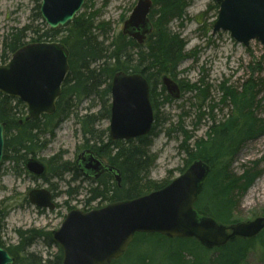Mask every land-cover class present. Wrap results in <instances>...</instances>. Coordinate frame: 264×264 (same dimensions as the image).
<instances>
[{"label":"trees","instance_id":"1","mask_svg":"<svg viewBox=\"0 0 264 264\" xmlns=\"http://www.w3.org/2000/svg\"><path fill=\"white\" fill-rule=\"evenodd\" d=\"M152 1L153 9L150 19L153 32L146 44L142 46L120 34L112 38L108 48H104L106 42L110 40L105 39L109 33L104 24L97 23L95 20L97 17L95 12L87 14L90 0H86L81 14L64 29L53 31L45 27L46 30L40 34L37 27L29 25L12 30L4 37L0 58L2 65L7 64L14 54L28 45L58 42V38L61 37L62 40L60 39L59 42L69 52L70 68L61 97L56 104V112L51 116L26 122V107L20 101L0 94V123L6 125L4 163L7 161L13 163L18 174L24 172L25 162L28 158H35L38 151L47 146L45 136H55L65 115L69 114L75 102L81 103L92 97L99 99L105 103L101 118L110 119L113 78L119 73L141 74L150 84V98L155 112V124L150 135L131 142H115L107 136V132L95 128L99 121L97 115H86L78 118V121L84 139L83 150H89L105 159L119 172L121 178L120 185L111 175H106L98 181L93 180L92 184L96 186L87 191L90 195L87 205L98 200L107 201L109 204L127 202L144 195L145 192L140 185H142V179L150 175L152 166L150 147L159 124L158 112L161 103H158L166 95L163 87L161 92L158 91V87L162 86L163 76L171 79L175 77L177 69L187 57L184 42L179 35L168 28L171 21L183 17L185 0ZM40 8L39 4L36 15L37 19L42 21ZM42 25L45 26V23L43 22ZM194 88L196 89L193 91L198 90L199 97L207 101L205 88L197 85H194ZM263 88V83L254 78L245 82L241 88L227 87L225 82L221 84L222 103L227 107L228 101L232 108L230 115L223 122H218L216 117H211L212 125L209 127L207 140L197 141L194 149L188 145L192 136L184 128L177 130L184 136L181 151L187 157L186 169L182 171V174L198 160L210 167V174L195 205V210L200 217L212 218L225 226L239 223L235 218V211L244 196L263 174L260 165L264 163V158L256 162L253 168H245L242 174H235L232 170L242 146L264 136V119L258 116V99ZM164 98L166 101H171L168 95ZM217 107L214 105L211 110ZM203 118L204 115H200V124ZM55 162L58 161L54 159L47 163L51 167H49L50 175L43 178L45 182H48L49 177L53 175L59 178L70 175L73 182L81 178L75 164L61 161L57 163L55 170L52 168ZM167 185L168 183H154L149 190L159 191ZM66 195L72 198L71 191H68ZM6 217L5 209L4 211L0 209V237ZM18 234L20 242L16 247H6L0 242V247L9 252L15 259V264L45 263L41 257L26 252L35 241L41 239L45 240L48 246H56L59 249V254L55 256V264H63V252L55 243L53 234L36 230L19 231ZM152 236L164 238L159 235L138 234L134 243L140 242L141 238ZM170 240L186 242L190 244V248H192L191 244L195 245L194 253L191 250L183 251L180 261L175 264H244L254 249L256 241V239H237L223 248L209 250L194 239ZM142 263L151 264V261L143 260Z\"/></svg>","mask_w":264,"mask_h":264},{"label":"rangeland","instance_id":"2","mask_svg":"<svg viewBox=\"0 0 264 264\" xmlns=\"http://www.w3.org/2000/svg\"><path fill=\"white\" fill-rule=\"evenodd\" d=\"M41 2L0 0V58L4 37L12 30L34 25L42 34L46 30L45 27L49 29L46 24L42 25L43 20L37 19L36 9ZM137 2L138 0H90L87 14L95 12L97 16L95 20L104 24L109 33L105 39L110 40L106 42L104 48H108L112 38L122 34L125 22L131 16ZM185 5L183 17L171 21L168 26L185 44L186 60L177 69L175 77L172 76L180 88L183 87L182 96L179 100L166 101L165 92L166 95L158 103H161L158 112L159 124L150 147L152 166L150 175L144 177L140 185L145 192L143 196L154 192L149 190L154 183L170 185L186 169L187 157L181 151L184 136L177 131L178 128H184L192 136L188 145L194 149L197 141L207 140L209 127L212 125L211 117H216L218 122L227 120L232 108L228 101L227 107L223 106L221 84L225 82L227 87L241 88L245 82L254 78L264 86L263 46L253 41L250 48H245L237 43L230 33L220 31L215 34L214 26L220 10L216 0H185ZM60 39L61 37L58 38V42L62 40ZM194 85L205 88L207 101L199 97L198 90L193 91L196 89ZM158 91H162L161 85ZM258 100V116L264 119V88ZM213 104L218 107L212 111ZM104 106L105 103L94 97L81 103L75 102L69 114L65 115L55 136H45L48 144L43 150L38 151L35 158L46 164L55 159L59 163L63 161L74 165L78 155L84 151L82 148L84 139L78 118L97 115L99 121L95 128L107 132L109 136L110 119L101 118ZM200 115H204L201 124ZM262 158L264 136L242 146L232 170L235 174H242L245 168H253ZM58 162L52 165L55 170ZM260 166L263 174L235 211V218L239 223L264 217V163ZM92 183L85 181L83 177L73 182L70 175L60 178L53 175L45 182L32 178L25 170L18 174L13 163L3 161L0 166V209L2 211L5 209L7 217L3 222L0 242L6 247H16L20 242L19 231L36 230L54 234L59 231L70 212L88 213L110 205L111 203L101 200L87 205L90 198L88 192L96 186ZM40 188L48 189L56 197L55 211L40 210L29 204L28 194ZM68 191L72 192V198L66 195ZM45 242L43 239L35 241L26 252L41 257L45 261L43 264H55V256L59 254V249L56 246H48ZM191 247L186 242L156 236L141 238L140 242L132 243L127 256L124 255L125 257L114 264H143V260H150L151 264H175L180 261L183 251L195 252V245L191 244ZM244 264H264V234L256 238L254 249Z\"/></svg>","mask_w":264,"mask_h":264},{"label":"water","instance_id":"3","mask_svg":"<svg viewBox=\"0 0 264 264\" xmlns=\"http://www.w3.org/2000/svg\"><path fill=\"white\" fill-rule=\"evenodd\" d=\"M86 0H42L41 15L51 30L64 28L82 11ZM219 16L214 33H230L245 48L253 41L264 48V0H216ZM153 2L138 0L125 22L123 35L144 45L153 27L149 19ZM69 52L57 42L31 45L17 52L0 67V93L22 102L26 121L52 115L69 75ZM162 86L173 100L181 98L179 85L168 76ZM112 107L110 138L134 141L150 135L155 122L150 100V84L141 74H117L111 85ZM5 124L0 123V166L4 158ZM81 157L78 158V164ZM86 170L98 177L106 172L102 162L90 154ZM26 171L36 178L47 174V166L30 159ZM115 173L121 184L119 172ZM210 167L203 161L190 168L167 187L132 201L118 202L88 213L70 212L59 231L53 234L63 251V264H113L121 259L138 234L159 235L169 239H194L206 249H219L237 240H252L264 232V217L247 223L225 226L208 217H200L195 205ZM96 177V176H95ZM29 203L39 209L56 210L51 192L32 190ZM15 259L0 247V264Z\"/></svg>","mask_w":264,"mask_h":264},{"label":"flooded vegetation","instance_id":"4","mask_svg":"<svg viewBox=\"0 0 264 264\" xmlns=\"http://www.w3.org/2000/svg\"><path fill=\"white\" fill-rule=\"evenodd\" d=\"M90 154H92V155H94V157H95V159H97V160H99V161H101L102 162V165H103V167H104V171L106 170V172L105 173H103L102 175H100L99 177L97 176V175H95L94 176V174H92V173H90V172H88L87 170H86V167H87V165L85 164V159L90 155ZM79 157H81V161H80V163L78 164V158ZM30 159V158H29ZM35 160V159H34ZM40 161V160H39ZM41 163H43L44 165H46L47 166V174L44 176V177H42V178H36L35 176H32L31 175V177L32 178H36L37 180H43V178H46V177H48L49 175H50V170H49V166H48V164H46L45 162H43V161H41ZM75 165H76V167H77V170H78V173L80 174V176H81V178L83 177L84 178V180H87V181H98V180H100V179H102L104 176H106V175H111L113 178H115L114 176H115V173L114 172H112V173H110V172H108V170L109 169H114L115 170V168L113 167V166H111L110 164H108V162L105 160V159H102V158H100V157H98L97 155H95L94 153H92L91 151H89V150H84L80 155H78V157H77V159H76V162H75ZM40 189H43V188H40ZM36 190V189H35ZM51 192V191H50ZM51 194H52V196H53V200H54V202H55V204H56V197L54 196V194L51 192ZM29 202V201H28ZM30 204V203H29ZM31 205V204H30ZM32 206V205H31ZM34 207V206H33ZM56 207H57V204H56ZM36 208V207H35ZM39 209V208H38ZM40 210H45V209H40ZM49 211V210H48Z\"/></svg>","mask_w":264,"mask_h":264}]
</instances>
